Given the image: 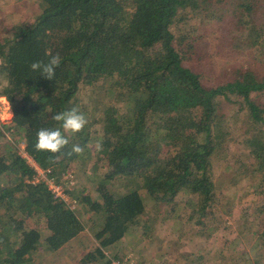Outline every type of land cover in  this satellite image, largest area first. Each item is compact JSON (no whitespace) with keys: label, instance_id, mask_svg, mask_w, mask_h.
I'll return each mask as SVG.
<instances>
[{"label":"trees","instance_id":"1","mask_svg":"<svg viewBox=\"0 0 264 264\" xmlns=\"http://www.w3.org/2000/svg\"><path fill=\"white\" fill-rule=\"evenodd\" d=\"M40 2L42 10L10 33L0 26V92L13 110L0 135L7 126L22 132L25 149L49 176L79 162L87 168L95 158L100 177L67 188L78 194L80 215L45 179L34 180L36 168L9 140L0 150V264H40L39 256L66 249L86 228L97 243L82 260L114 264L104 247L142 232L148 197L175 202L185 221L217 228L221 185L213 159L222 150L234 156L231 179L260 195L252 205L258 213L252 257L261 259L264 101L255 95L264 91V60L255 51L264 57V0ZM213 41L222 53L250 57L217 73L197 70ZM46 52L61 57L52 80L30 68L47 62ZM71 108L87 118L81 132H63L51 118ZM55 128L68 144L55 154L38 151L37 132ZM236 142L238 151L228 149ZM73 145L83 153L72 152ZM245 249L236 253L250 262ZM118 260L128 263L126 256Z\"/></svg>","mask_w":264,"mask_h":264},{"label":"rangeland","instance_id":"2","mask_svg":"<svg viewBox=\"0 0 264 264\" xmlns=\"http://www.w3.org/2000/svg\"><path fill=\"white\" fill-rule=\"evenodd\" d=\"M42 8L43 4L40 0H0V26L10 33L17 23L32 19ZM193 21V18L190 19L188 27ZM214 42L210 51L202 56L200 60L202 66L194 65L197 70L201 71L205 67L210 74L217 73L223 71L227 65L243 64L250 57L248 53H222ZM256 49L255 56L264 60L261 56L262 49ZM2 88L3 77L0 74V91ZM87 93L88 89L81 88L80 96L84 95L86 98L89 96ZM255 97L257 100L264 101V91L256 94ZM12 115V105L0 92V123L3 126L7 124L9 126ZM7 127L4 129V134L0 135V150L9 147L7 144L9 140L14 141L22 155L27 157L28 162L35 163V159L25 149V138L22 132L18 133L16 128L7 129ZM228 149L238 151L239 144L230 143ZM220 152L213 159L214 168L218 174V184L221 185V196L217 199L219 207L217 214H214L220 220L218 227L214 229L209 227V224L185 221L180 216V208L175 202L160 200L154 203L153 199L148 197L146 198L147 209L143 217L146 222L142 232L129 231L122 240L104 247L114 264H122L118 260L120 256H126L127 262L133 264H237L239 256L244 261L241 264H264V255L261 259L252 257L257 248L255 230L258 227V213L255 214L256 209L252 208V205L260 201V195L246 192L234 182L233 178L231 179L232 165H236L234 156L228 154L225 158L224 150ZM240 156L248 159L251 155L249 150L242 149ZM93 159L94 161L89 160L90 166L87 168L85 164L79 162L72 169L61 174L55 171V179H59L67 193V188L73 190L78 184L91 185L94 179L100 177L99 173L93 171L98 166V163H95L97 160ZM39 178L42 179L43 175ZM246 187L249 188L248 183ZM249 190L253 191L251 188ZM77 195L68 193L67 203L83 215L76 201ZM249 207L252 208L251 211ZM229 230L234 233L228 234ZM94 243L97 241L92 231L86 228L78 237L68 242L66 249L50 251L39 256L38 262L40 264H99L96 260H82L87 251L93 249L89 246ZM244 247L250 254V262L245 255L236 253L237 249H244ZM193 257H195L194 260H192Z\"/></svg>","mask_w":264,"mask_h":264},{"label":"clouds","instance_id":"3","mask_svg":"<svg viewBox=\"0 0 264 264\" xmlns=\"http://www.w3.org/2000/svg\"><path fill=\"white\" fill-rule=\"evenodd\" d=\"M49 56L47 62L35 61L31 63L30 68L33 72L39 73L41 76L48 80H52L55 77V70L61 63V57L59 54ZM54 121L61 122V128L63 132L77 133L81 132L88 123L85 115L78 111L76 108H71L67 111L55 113L51 117ZM61 128L55 129H40L37 132V142L35 148L38 151H46L50 153H59L62 148L68 144V139L63 135ZM97 150L102 149L101 144L96 145ZM72 152L76 154H82L83 148L79 145H73Z\"/></svg>","mask_w":264,"mask_h":264},{"label":"built area","instance_id":"4","mask_svg":"<svg viewBox=\"0 0 264 264\" xmlns=\"http://www.w3.org/2000/svg\"><path fill=\"white\" fill-rule=\"evenodd\" d=\"M32 165L36 168V171H37L36 174H35V177H34L35 179L34 180H37V181L40 180V178H39L40 175H43L42 179H45L46 182H48L49 187L51 188V190L54 193V195L56 197L63 198V199H65L67 201L69 196H68V193H67L66 189L53 176H49L48 175V172L50 171V169L43 168L42 166H40L36 162V160H35V163L33 162ZM125 264H133V263H125Z\"/></svg>","mask_w":264,"mask_h":264}]
</instances>
